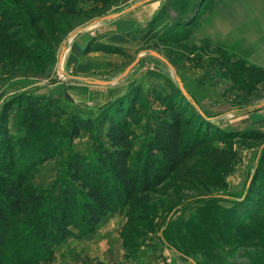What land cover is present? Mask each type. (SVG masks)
I'll return each instance as SVG.
<instances>
[{"label":"rangeland","instance_id":"rangeland-1","mask_svg":"<svg viewBox=\"0 0 264 264\" xmlns=\"http://www.w3.org/2000/svg\"><path fill=\"white\" fill-rule=\"evenodd\" d=\"M46 1L13 0L14 8L9 11L12 20L6 26L0 21V122L4 124L5 121L8 132L13 136L23 135L24 129H18L15 104L4 114V102L16 100L18 94L20 98L27 94L56 98L54 83L58 76L64 74L57 62L58 56L62 46L69 45L71 32L105 14L120 12L130 0H83L75 5L78 11L74 13H67L62 7H46ZM169 1L164 0L160 8ZM165 12L176 17L168 5ZM154 16L143 35L142 55L125 75L133 80L129 98L135 114L132 118L127 117L133 152L145 148L161 118H169L164 99L170 94L175 96L172 100L178 110H182L183 116L191 121L189 134L197 133L201 145L162 183L150 191L134 193L128 205L109 212L94 232L80 238L68 237L55 246L54 257L46 264H170L174 256L180 264H192L160 239L163 222L174 205L201 194H226L229 200L214 202L222 207H234L238 216L239 207L249 209L262 202L260 193L264 189L261 184L264 174L251 184L245 200L239 202L238 199L245 185L249 184L259 159V146L264 142V104L259 105L264 102V68L247 63L224 47L207 41L193 42L191 31L197 18L188 26L174 27L178 20L160 16L158 21L153 20ZM86 46V52L98 51L97 47H102L98 44ZM148 50H155L169 64ZM108 53L114 52L103 51L105 56ZM138 54L135 52L128 64ZM114 70L116 67L99 69L95 73L97 76L81 78L90 83L92 81L89 80L106 81L108 83L97 85H109L113 81L111 74ZM177 77L201 110L213 118L208 123L178 93ZM54 101L64 110L59 114L61 121L73 112L95 117L104 105L77 107L66 96ZM119 110L120 107L113 112ZM106 126L107 123L99 126L98 130L82 131L78 137L60 139L50 157L36 161L30 171L34 189L37 192L46 190L62 176L70 150L87 154L96 142L108 147ZM219 157L222 160L216 164ZM260 161L264 162V148ZM260 170L264 173V168ZM198 206L202 205L190 203L186 208L172 212L167 235L178 245L182 242L181 233L176 235L178 230L182 231L180 220L190 221L187 224L190 229ZM196 249L194 256L199 262H220L208 258L200 246ZM263 252L259 250L258 254Z\"/></svg>","mask_w":264,"mask_h":264},{"label":"trees","instance_id":"trees-1","mask_svg":"<svg viewBox=\"0 0 264 264\" xmlns=\"http://www.w3.org/2000/svg\"><path fill=\"white\" fill-rule=\"evenodd\" d=\"M79 1L83 0H47L46 7H62L65 12L74 13L78 11L75 5ZM204 1L171 0L153 20L159 21L164 16L171 21L178 20L174 27L188 26L196 19ZM167 5L176 17L165 12ZM13 8V0H0L3 25L12 20L9 11ZM101 46L97 49L124 54L119 47ZM176 90L205 123L213 119L201 110L188 91L187 96L179 87ZM130 92L131 89L106 102L95 117L73 112L62 121L59 114L64 110L50 97L27 94L20 98L18 94L16 100L4 102V114L15 104L18 129H24V133L13 136L5 121L0 122V264L49 263L55 246L68 237L80 238L94 232L109 212L128 205L134 193L150 191L162 183L180 162L198 149L199 136L189 134L191 121L178 110L172 100L175 96L170 94L164 99L169 118H161L145 148L134 153L127 119L135 114ZM119 107V111L113 112ZM105 123L108 147L96 142L87 154L70 150L62 176L46 190L34 189L30 171L36 161L50 157L60 139L98 130ZM263 148L264 142L259 146V159L239 202L247 198L251 184L264 174L260 170L264 168V162L260 161ZM221 160L219 157L215 163L220 164ZM261 184L264 185V180ZM261 191L262 202L249 209L239 207L240 216L235 215L234 207H222L214 202L229 200L226 194H201L183 200L173 206L164 220L160 239L192 264H204L194 256L199 246L208 258L220 260L218 264H264V252L258 254L259 250L264 251V189ZM190 203L202 206L195 208L196 214L191 220L194 226L190 229L187 225L190 221L180 220L182 231L178 230L176 235L181 233L182 242L178 245L167 235L169 220L174 212Z\"/></svg>","mask_w":264,"mask_h":264},{"label":"crops","instance_id":"crops-1","mask_svg":"<svg viewBox=\"0 0 264 264\" xmlns=\"http://www.w3.org/2000/svg\"><path fill=\"white\" fill-rule=\"evenodd\" d=\"M139 1L130 0L114 18L93 20L71 32L62 60L57 61L64 74L56 78L57 97L53 100L66 96L77 107L97 108L131 88V76L119 77L120 72L135 52L139 58L142 55L143 35L164 0H147L132 6ZM196 18V26L191 31L193 42L207 41L224 47L247 63L264 68V0H205ZM96 44L119 47L124 54L105 56L100 49L85 51L86 45ZM115 67L109 85H97L81 78L97 76L99 69ZM170 264L180 263L174 256Z\"/></svg>","mask_w":264,"mask_h":264},{"label":"water","instance_id":"water-1","mask_svg":"<svg viewBox=\"0 0 264 264\" xmlns=\"http://www.w3.org/2000/svg\"><path fill=\"white\" fill-rule=\"evenodd\" d=\"M145 1H147V0H141V1H139V2H136V3H134L132 6L134 7V6H136V5H138V4H142L143 2H145ZM120 12H116V13H110V14H105V15H103V16H101L100 18H98V19H100V20H106V19H110V18H114V17H116L118 14H119ZM64 48H65V46H62V48H61V50H60V53H59V56H58V62H60L61 60H62V54H63V52H64ZM146 52V51H145ZM147 52H149L151 55H153V56H155V57H157V58H159V59H161L162 61H164L166 64H169L168 63V61L161 55V54H159L158 52H156L155 50H148ZM138 60H139V55H137L135 58H134V60L131 62V63H129L126 67H125V69L123 70V72L120 74V76L119 77H122V76H125L126 74H128V72L137 64V62H138ZM170 66V65H169ZM176 80H177V82H178V85H179V88L181 89V91L183 92V94H185V95H187L188 96V92H187V90L184 88V86L182 85V82H181V80H180V78H176ZM89 81H92V83H94V84H105V83H108V82H104V81H101V80H89ZM264 104V102L262 103H260L259 105L260 106H262Z\"/></svg>","mask_w":264,"mask_h":264}]
</instances>
